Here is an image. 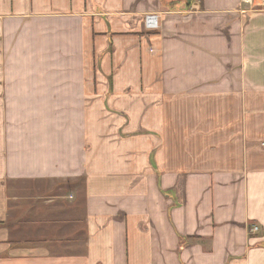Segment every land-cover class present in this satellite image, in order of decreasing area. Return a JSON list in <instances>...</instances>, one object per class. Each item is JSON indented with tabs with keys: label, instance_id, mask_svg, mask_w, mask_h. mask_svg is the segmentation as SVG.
<instances>
[{
	"label": "crops",
	"instance_id": "0c3cea01",
	"mask_svg": "<svg viewBox=\"0 0 264 264\" xmlns=\"http://www.w3.org/2000/svg\"><path fill=\"white\" fill-rule=\"evenodd\" d=\"M0 264H264V0H0Z\"/></svg>",
	"mask_w": 264,
	"mask_h": 264
},
{
	"label": "built area",
	"instance_id": "2783aa9c",
	"mask_svg": "<svg viewBox=\"0 0 264 264\" xmlns=\"http://www.w3.org/2000/svg\"><path fill=\"white\" fill-rule=\"evenodd\" d=\"M145 28L148 31H155L158 28V21L155 16H146L144 18ZM259 228L257 226H253V228L250 230L252 234L257 233Z\"/></svg>",
	"mask_w": 264,
	"mask_h": 264
}]
</instances>
